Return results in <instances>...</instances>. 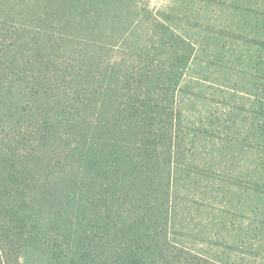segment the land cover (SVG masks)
<instances>
[{"label": "trees", "instance_id": "obj_1", "mask_svg": "<svg viewBox=\"0 0 264 264\" xmlns=\"http://www.w3.org/2000/svg\"><path fill=\"white\" fill-rule=\"evenodd\" d=\"M227 8L185 36L151 0H0V264H222L170 227L184 76L264 48V3Z\"/></svg>", "mask_w": 264, "mask_h": 264}, {"label": "rangeland", "instance_id": "obj_2", "mask_svg": "<svg viewBox=\"0 0 264 264\" xmlns=\"http://www.w3.org/2000/svg\"><path fill=\"white\" fill-rule=\"evenodd\" d=\"M232 3L257 8L264 0H151V7L219 28L237 20ZM171 26L193 31L179 18ZM234 49L229 69L195 62L178 90L171 239L222 264H264V48Z\"/></svg>", "mask_w": 264, "mask_h": 264}]
</instances>
